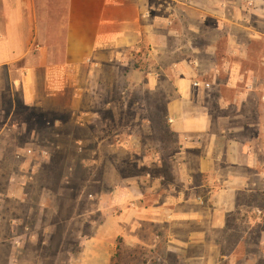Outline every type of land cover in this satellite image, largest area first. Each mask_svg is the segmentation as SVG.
<instances>
[{
  "label": "crops",
  "instance_id": "1",
  "mask_svg": "<svg viewBox=\"0 0 264 264\" xmlns=\"http://www.w3.org/2000/svg\"><path fill=\"white\" fill-rule=\"evenodd\" d=\"M254 17L264 23V0H0V146L15 116L32 108L59 124L68 114L90 124L108 114L109 129L126 114L110 100L112 88L159 92L166 84L163 110H150L166 120V141L156 138L165 157L155 155L174 164L180 186L160 181L146 203V189L124 181L113 206L135 229L225 227L242 210L241 195L264 196V29ZM120 140L130 144V136ZM256 211L264 215V204ZM192 234L203 240L205 231Z\"/></svg>",
  "mask_w": 264,
  "mask_h": 264
},
{
  "label": "rangeland",
  "instance_id": "2",
  "mask_svg": "<svg viewBox=\"0 0 264 264\" xmlns=\"http://www.w3.org/2000/svg\"><path fill=\"white\" fill-rule=\"evenodd\" d=\"M260 20L254 17L264 29ZM202 37L201 42L207 38ZM162 87L159 92L134 87L123 94L119 84L112 88L110 100L126 114L109 129L103 126L112 121L103 113L93 124L85 115L69 114L59 124L54 114L38 108L15 116V126L5 132L8 145L0 146V264H264V215L256 211L264 204L261 192L241 195L242 210L230 212L220 229L189 222L169 224L167 231L166 225L147 223L135 229L124 224V210L113 206L112 192L124 181L146 189V203L160 181L163 187L180 186L178 169L156 141L158 136L166 141L165 115L150 112L163 110L171 95L166 84ZM84 99L91 105V98ZM106 100L92 105L102 109ZM128 136L125 148L116 145ZM202 230L203 240H189ZM137 236L147 244L130 243Z\"/></svg>",
  "mask_w": 264,
  "mask_h": 264
}]
</instances>
